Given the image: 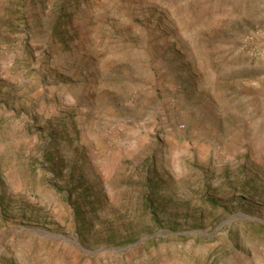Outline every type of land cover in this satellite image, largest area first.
<instances>
[{
	"label": "rangeland",
	"instance_id": "rangeland-1",
	"mask_svg": "<svg viewBox=\"0 0 264 264\" xmlns=\"http://www.w3.org/2000/svg\"><path fill=\"white\" fill-rule=\"evenodd\" d=\"M245 63L264 0H0V264H264Z\"/></svg>",
	"mask_w": 264,
	"mask_h": 264
},
{
	"label": "crops",
	"instance_id": "crops-1",
	"mask_svg": "<svg viewBox=\"0 0 264 264\" xmlns=\"http://www.w3.org/2000/svg\"><path fill=\"white\" fill-rule=\"evenodd\" d=\"M242 64L243 63H241V65H236L235 67L237 69L243 67ZM244 66H246L247 71H251L253 75H251L250 79L242 84L239 92L245 91L246 93V95H244L242 99L250 97L251 99L255 100V102L257 103L256 109H259V111L255 114L256 116H262V114L264 113V64L248 65L245 63ZM261 100L263 101L259 103L258 101ZM248 118L244 122L245 125L248 123V121H252V119L250 120ZM258 123L264 128V118L259 119Z\"/></svg>",
	"mask_w": 264,
	"mask_h": 264
}]
</instances>
